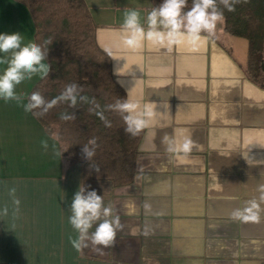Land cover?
<instances>
[{
	"label": "crops",
	"instance_id": "0c3cea01",
	"mask_svg": "<svg viewBox=\"0 0 264 264\" xmlns=\"http://www.w3.org/2000/svg\"><path fill=\"white\" fill-rule=\"evenodd\" d=\"M83 1L96 44L116 58L109 57L111 70L125 98L141 109L155 103L157 113L142 131L132 181L115 187L56 155L58 143L24 111L39 76L17 87L19 104L0 99V208L10 210L0 217V264H264V86L244 74L247 41L218 24L196 49L144 41L131 50L122 40L124 10H138L145 23L149 0ZM13 32L34 42L27 9L0 0V33ZM165 133L177 145L191 138L195 147L169 152ZM10 187L21 201L15 215ZM80 187L95 189L125 225L102 253L70 243L77 234L69 205ZM250 201L257 218L233 219Z\"/></svg>",
	"mask_w": 264,
	"mask_h": 264
},
{
	"label": "trees",
	"instance_id": "16d2710c",
	"mask_svg": "<svg viewBox=\"0 0 264 264\" xmlns=\"http://www.w3.org/2000/svg\"><path fill=\"white\" fill-rule=\"evenodd\" d=\"M23 5L34 25V42L43 44L47 39V63L52 72L40 79L31 93L39 92L47 101L57 103L40 115L43 109H35L32 115L44 131L59 145L61 158L70 164H81L89 169L90 179L107 182L112 186L129 184L134 176V161L141 138L124 131L126 125L119 114L107 110L117 99H126L116 83L111 61L95 41L96 26L83 0H14ZM151 7L163 0H149ZM192 0H188L191 7ZM187 10V9H186ZM221 23L224 33L243 38L248 43L245 76L253 83L264 86V0H249L236 5L234 12L224 10ZM75 83L78 89L77 104L73 108L67 100L58 99L65 86ZM28 95V96H29ZM86 96L87 100H81ZM99 105V107H97ZM102 111L111 127L95 114ZM75 113L76 119H60L61 113ZM95 138L98 144L92 163L100 167L97 173L89 161L81 157V148Z\"/></svg>",
	"mask_w": 264,
	"mask_h": 264
},
{
	"label": "clouds",
	"instance_id": "9594fccd",
	"mask_svg": "<svg viewBox=\"0 0 264 264\" xmlns=\"http://www.w3.org/2000/svg\"><path fill=\"white\" fill-rule=\"evenodd\" d=\"M248 2L249 0H192L189 7L188 0H163L159 6L153 7L147 13L145 23L141 22V13L138 10L125 8L121 24L123 44L128 49L137 50L143 46L144 41H149L171 51L174 46L187 42L196 49L202 37L216 36L217 25L225 20V9L228 12H234L236 5ZM52 43V39L45 40L42 45L32 41L24 43V38L19 32L0 33V65L5 66L3 71H0V99L5 102L17 101L19 104L21 95H18L16 90L19 85L26 80H31L34 76L42 79L49 77L52 66L46 61L48 46ZM107 55L114 58L110 50ZM120 69L116 68L117 74H120ZM78 89L83 90L79 85L70 83L65 86L58 99L69 101L70 106L75 108ZM80 99L87 100V97L81 96ZM56 103L57 99L47 101L39 92H33L27 96V103L23 104V108L25 112L43 109L40 115H44ZM106 108L120 115L126 125L124 131L132 137L139 136L144 129L148 128L150 120L157 113L155 103H147L141 109L138 102L128 98L117 99L114 104H109ZM95 114L106 127H111V122L102 111ZM60 119L75 120L76 116L75 113L62 112ZM161 143L165 145L167 151L182 152L185 155L191 153L195 147V142L191 138H185L182 144L177 145L175 139L168 133L163 135ZM41 144L42 147L47 148V141H42ZM97 148L96 139L89 140L81 148V157L91 162L90 168L99 173V165L92 163ZM56 155L61 156V153L57 152ZM6 192L13 206L12 213L15 215L19 212L21 204L17 197V189L10 187L6 189ZM248 205L243 209L233 210L232 218L235 220L256 219L253 210L257 209L258 205L255 201L248 202ZM69 208L71 213L69 223L77 234L75 238L69 237V239L72 247L77 251L91 244L94 251L102 253L104 248L115 245L117 232L125 228L120 216L113 214L111 206H105L103 196L99 195L95 189L80 187L74 193ZM9 211V206L5 204L3 208H0V217H7ZM93 228L94 231H91ZM132 234L135 235L136 232ZM148 234V230L145 229L143 235Z\"/></svg>",
	"mask_w": 264,
	"mask_h": 264
}]
</instances>
